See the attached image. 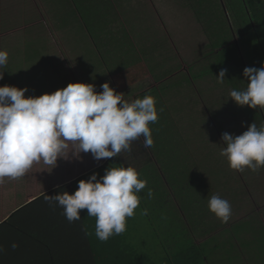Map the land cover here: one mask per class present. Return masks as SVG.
I'll return each instance as SVG.
<instances>
[{
    "label": "rangeland",
    "instance_id": "obj_1",
    "mask_svg": "<svg viewBox=\"0 0 264 264\" xmlns=\"http://www.w3.org/2000/svg\"><path fill=\"white\" fill-rule=\"evenodd\" d=\"M128 1L131 2V5L138 6L141 11L145 10L140 19H150L154 21L151 26L156 25L158 29L164 30L165 34L170 38L169 40L167 37V45L170 46L171 44L177 50L181 49L183 52L181 53L182 58H190L191 56L194 58L193 53L196 49L199 56L204 52V46L209 43L204 29L183 0H127L126 2ZM39 2V0H0V50H7L9 53L8 63L4 68V79L0 80V86L27 87L29 91L25 93L26 97L52 93L66 87L69 83L79 82L75 76L83 69L82 61L87 58V54L92 52L94 56H98V53L93 51L94 48H92L89 38L86 37L85 29L81 28L82 24L74 23L70 28L66 27L63 30H56L55 28L57 22L61 24V18H65L64 20L67 22H72L77 18L76 12L78 9H76L77 3L74 0H53L54 6L48 5L46 7L41 4L40 8H38ZM20 4L22 5L19 6ZM58 6L63 11L58 8L59 13L61 11L62 13L56 17L55 12ZM29 37H32V42L29 47L25 48V39L23 38ZM235 40L232 39L231 43H234ZM46 41H48L46 48H42L41 43ZM22 48H25V50H21ZM39 48L43 50L40 51V56L35 54V51ZM199 56L197 57L199 58ZM63 58L64 62L71 60L65 66V69L70 72V76L64 77L61 82H47L49 68L53 72H59L58 69L61 67L59 63ZM100 58V62L103 64L102 60L105 57L101 55ZM33 59H38V61ZM193 61L194 59L191 62ZM91 64H93L92 61H90ZM188 66L186 65V67ZM16 68H21V70L19 69L20 72L18 71V75L14 73ZM94 68V78L91 75L88 76L90 82H101V80H104L111 84V82L118 81V77L116 79L113 78L108 71V79L106 80L104 67L102 66L103 69L101 70L99 61L95 63ZM2 69L0 68V71ZM211 71H214V74L217 73V70L211 69ZM213 77L209 76L208 78L211 79ZM187 78V76H183V81H186ZM208 78L207 75L204 76L202 82H208ZM44 79L46 82H44ZM192 80L193 87L199 91V94H192L190 89L187 93L185 92L182 96L185 112L179 115L176 111H173L171 117L172 121L185 118L183 121L186 122L190 118L189 121L193 130L190 131L185 126L181 127L184 132L183 137L185 136L183 144L185 148H181L182 139L176 136L177 128L172 124L169 125L170 121L164 127L161 119H158L157 122L152 123V126H150L151 130H153V126L156 127V132L152 134L153 147L150 149L144 148L142 144L143 138L141 137L140 140L135 142L139 143V145H135L133 155L128 157L127 160L123 156L126 166L128 164L134 166L133 163L135 161L140 162L141 156L148 158V160L151 159L150 162L138 170L139 178L146 180L147 185L139 193L140 205L135 210V215L128 218V224L132 229V233L136 236V243L140 246V251L146 252L150 256L151 261L157 264H161L165 256L161 241L167 245L169 250L172 247L176 251V246L174 245L177 239L176 235L180 234L176 224L185 225L187 230L181 231V234H185V237H187L188 233L192 237L195 236L198 243L203 242V239L200 240V235H197L196 229L216 227L220 220L217 221L215 214L209 215L207 206L202 205V207H198L200 210L193 211L192 202L187 203L185 201L190 195L184 185L193 177L191 172H195L201 176L194 179L195 185H201L203 182L202 177H205V189L209 190L210 188L211 195L218 194L228 200L232 209L229 222L225 224L220 221L217 227L219 229L215 231L212 229L213 232L207 234L209 236L218 235L219 241L215 238L214 240L208 239L203 243V248L207 251L206 264H213L211 260L215 259L214 255H219L220 263L218 264H225L227 256L229 258L231 256L229 253L233 249V244L236 245L235 251L239 257L238 260L233 261V264H260L256 257L255 262L251 261L249 252L240 246L244 235L239 237V239L235 237L232 243L229 244L226 241L229 234H223L225 233L224 230L229 233L231 231L230 227L234 223L239 221L243 223V220L249 222L250 225H247L249 228L264 229V169L257 172H252L250 169H246L244 172L231 169L225 159H222L223 161L219 160V153L224 145L220 144V141L222 143L221 137L215 136V130L222 123L221 121H223L220 124L221 131L219 132L221 134L228 132L229 134L240 135L247 130V120L245 117L240 121L232 119L234 117L233 113L237 110L236 108L240 110L239 114L242 109H239V106L230 99L229 93L231 89L226 84H223L225 86L217 91L218 94L213 95L211 89L214 88V83H217L216 80L215 82H208V87H204L195 74H193ZM172 82L180 81L176 78ZM234 82L241 81L234 80ZM152 83L141 82L139 86L130 92L132 97L129 102L134 101L133 96L136 93L145 91ZM209 125H211L212 131L206 134ZM88 154L79 153L75 145L70 143L69 149L63 153V158L58 159L57 166L45 165L43 161L34 163L28 173L21 177V185L11 184L14 187L7 188V193L3 192L4 189H0L1 194L4 195V197L0 196V199L4 198L6 201V203L0 202L1 220L6 218L8 209L12 212L20 206L33 202L35 197L46 192L49 184L53 185L59 181L58 174L65 170L69 171V165L72 162L83 160ZM118 161L117 157H113L107 168L110 166H121ZM218 162H221L222 166L219 167ZM98 163L95 161V165ZM53 167L55 168L53 169ZM72 169L77 171L79 169L78 165H73ZM79 171L80 173L85 171L84 164L83 167L80 166ZM30 173H33V176H30ZM68 173L65 176L63 175V180L70 179ZM98 174L103 176L105 171ZM223 174L227 175L224 179L227 178L229 183L226 187H223V178H220L218 183L222 186L220 185L219 188L214 184L216 179H211V177H222ZM16 181L18 180L16 179ZM167 183L170 188L168 194L164 190L165 187L169 190L168 186H166ZM16 189L17 191L15 192ZM148 189L153 190L154 196L152 198L147 196ZM192 195L194 196L195 192ZM155 200L158 205L155 204ZM191 200L195 204V197H192ZM177 204L179 207L183 204V213ZM1 205L8 208L5 209L6 214L3 213ZM144 209L148 210L147 215H141ZM250 221L255 222L256 225L250 223ZM203 234L205 235L206 233ZM251 236L252 240L249 243H251L252 247L255 249L259 245L261 247L259 235L254 234L253 229L247 233L248 239ZM215 248L216 252L214 251ZM261 255L263 257V253ZM262 262H264V257Z\"/></svg>",
    "mask_w": 264,
    "mask_h": 264
},
{
    "label": "trees",
    "instance_id": "obj_2",
    "mask_svg": "<svg viewBox=\"0 0 264 264\" xmlns=\"http://www.w3.org/2000/svg\"><path fill=\"white\" fill-rule=\"evenodd\" d=\"M39 1L38 8H40L41 4L46 7L48 5L54 6L52 3L53 0ZM74 1L77 3V18L72 22H67L64 20L65 18H61V24L57 22L55 28L56 30H63L66 27L70 28L74 23L82 24L81 28L83 27L85 29L86 37L89 38L88 40L92 43L91 46L93 47L94 45L98 53L99 59L97 56H94L95 62L99 61L101 70L103 69L102 66L104 67V77L106 80L108 79V71L113 78L116 79L118 77V81L115 83L121 89L124 84L127 88L140 83L137 81L149 78V74L157 80L166 79L169 75H174L173 79H179L180 82H172L173 79L171 78L169 82H162L159 86H150L145 91H141L137 98L142 99L145 95H152L156 99L158 119H161L164 127L170 121L169 125L172 124L177 128L178 132L176 136L182 139L181 148H185L183 145L185 136L183 137L181 127L185 126L190 131L193 130V127H190V118L186 122L183 121L185 118L172 121L171 117L173 111H176L179 115L185 112L184 99L182 98L185 92L187 93L190 89L192 94H199V91L193 87V74L196 75L199 82H202L203 77L206 75L207 78L214 76L211 79L208 78V82H215V80L217 81L216 76L219 75V72L222 69H227L226 79L223 84H226L231 90H242L247 87V80L243 76L244 70L241 72L243 82H238L241 85L240 89L237 82H234V76L236 74L237 61V64L241 67L244 63H248V67L255 66L254 62H250L248 57L250 55L248 51L250 45L245 40L241 42L242 52L244 51L243 59L246 58V60L244 61L242 58L237 60V47L231 43L233 31L230 23H228L229 16L224 13L221 0H183L187 8L194 13V16L202 25L209 42L208 45L204 46V52L200 56L196 49L193 53L194 58L192 56L190 58H182L181 53L183 52L181 49L177 50L171 44L168 46L169 37L165 34L164 30L161 28L158 29L156 25L151 26L154 21L150 19H140L145 10L141 11L138 6L131 5L130 1ZM224 2H226L227 10L231 17L235 14V26L240 29L243 28V31L250 32L255 25L257 30L264 32V0H224ZM58 8L62 9L59 6L56 7V17L61 15L63 11L62 9L61 13H59ZM36 12L35 14L37 15ZM31 42L32 37L25 38L24 47H29ZM47 43L48 41L41 43L42 48H46ZM256 47V52L259 54L260 48L257 45ZM101 55L105 57L102 60L103 64L100 62ZM191 59H194L195 62H190L189 65L186 61ZM168 64L173 65L175 68ZM186 65H189V68H187L190 74L182 71ZM261 66H264V62L261 63ZM19 69L21 70V68L14 69V73L18 75L20 72ZM211 69L217 70V73L214 74V71H211ZM2 71H4V68ZM185 75L188 78L186 81H183V76L186 77ZM76 78L81 82L77 74ZM103 81L101 80V82ZM208 82H202V85L208 87ZM223 84L214 83V88L211 89L212 94H218L217 91L225 86ZM199 89L201 92L200 86ZM96 90L99 92V88H96ZM161 107L163 108L162 112L159 111ZM241 109L244 112L241 115L233 113L234 117L232 119L240 121L245 117L248 126L253 122L258 127L263 124L264 118L259 107L252 109L244 106ZM221 122L223 123V121ZM220 124L218 125V131H221ZM155 129L156 127L153 126L152 134L156 132ZM207 129L208 132L206 134H209L212 131L211 125ZM217 130H215V136H218V138L221 137L222 139L223 134L220 135V132L217 133ZM222 143L220 141L221 145ZM222 159L227 161L226 157L220 155L219 160ZM106 165L81 176L71 186L66 185L53 190L41 198H37L33 202L24 205L15 211L6 221L1 223L0 246H3L5 251L0 253V264H157L151 261L150 256L146 252L140 251V246L136 243V236L132 233L128 220L127 230L123 234L113 236L107 242H101L95 236V218L88 217L87 210H81V220L69 223L63 215V209L59 206L50 205L49 201L46 200L47 195L54 196L64 191L70 194L74 193L78 188V182L80 180L90 178L92 174L104 169ZM218 166H222V163L218 162ZM261 169L263 170L264 167ZM199 177L201 176L195 173L188 183H186V191L190 196L185 201L187 203L192 202L193 211L199 205L200 207L203 205L208 208V200L212 196L210 194V188L206 190L204 187L205 177H202L203 185H195L194 179ZM224 177H227V175L223 174L222 177L212 176L211 179H216L214 184L219 187L221 184L218 182L220 178H223V187H226L229 182ZM193 192H195L194 196L192 195ZM192 197L196 199L195 204L191 200ZM154 202L158 205L156 200ZM183 204L180 205L182 213ZM184 207L186 208V205ZM208 213L209 215H213L209 209ZM215 218L217 221L219 220L216 216ZM219 222L213 228L204 227L200 229L201 231L196 229L197 235L202 237L204 236V232L206 233L208 231L206 234L212 233V229L215 231L219 226ZM242 222L234 223L230 227L231 232L229 233L225 230L223 234H229L226 241L230 244L235 237L239 239V237L244 235V239L240 242L242 249L249 252L251 261L255 262L256 257L258 263L264 264L262 262V258L264 257V229L249 228L247 226L250 225L248 221L243 220ZM250 223L256 225L255 222L250 221ZM176 226L180 232L179 235H176L177 239L174 244L176 251L172 247L169 250L167 245L161 241L165 253L161 264H206L207 251L203 248L204 242L198 243L195 236L192 237L188 233L187 237H185V234H181L182 230H187L185 229V225L176 224ZM85 228L91 235H86ZM251 229H253L254 234L259 235V241L262 245L261 247L259 245L256 249L249 243L252 240V236L250 239L247 238V233L251 232ZM253 236L256 238L255 235ZM215 238L219 241L218 236H209L206 240H214ZM13 242L19 245L16 249H12L11 247ZM232 248V251L229 253L231 256L230 258L227 256L225 264H233V261L239 259L235 251L236 245L233 244ZM214 251H217L216 248ZM261 253H263V257ZM214 258V260H211L213 264L220 263L219 255H214Z\"/></svg>",
    "mask_w": 264,
    "mask_h": 264
},
{
    "label": "clouds",
    "instance_id": "obj_3",
    "mask_svg": "<svg viewBox=\"0 0 264 264\" xmlns=\"http://www.w3.org/2000/svg\"><path fill=\"white\" fill-rule=\"evenodd\" d=\"M8 59V51L0 50V68L6 67ZM226 73L222 69L216 76L218 84L224 83ZM243 76L247 87L230 90V99L240 107L264 109V66L245 67ZM3 79L4 71H0ZM100 87L98 92L94 84L75 82L52 93L26 97L27 87L0 86V183L24 177L34 163L57 166L70 143L79 153H91L97 162L121 155L127 160L141 137L143 147L152 148L150 124L159 118L156 99L145 95L129 102L110 82ZM222 142L225 147L219 154L227 158L231 169L257 172L264 167V124L258 127L253 122L240 135L225 132ZM139 175L130 164L110 166L102 177L94 173L80 180L74 193L47 195L46 200L62 208L69 223L81 220V210H87V216L95 218V236L107 242L127 230L128 218L140 205L139 193L147 181ZM147 196H154L152 189ZM208 209L225 224L232 215L230 202L218 194L210 197ZM147 214V209L142 210L141 215ZM85 232L91 235L86 228ZM18 246L11 245L12 249ZM4 251L0 246V253Z\"/></svg>",
    "mask_w": 264,
    "mask_h": 264
},
{
    "label": "crops",
    "instance_id": "obj_4",
    "mask_svg": "<svg viewBox=\"0 0 264 264\" xmlns=\"http://www.w3.org/2000/svg\"><path fill=\"white\" fill-rule=\"evenodd\" d=\"M38 11H39V9H38ZM23 39H25V38H23ZM92 48H94V50L93 51H95L96 52V49H95V47H94V45H93V47ZM24 48H22L21 50H23ZM40 51H43V50H40V48L39 49H37L36 51H35V54L36 55H39L40 56ZM74 51H76V50H74ZM30 52V51H29ZM97 53V52H96ZM96 56V55H95ZM97 57H99V56H97ZM33 60H36V61H38V59H33ZM32 60V61H33ZM192 60V59H191ZM191 60H187L186 62H188V64L191 62ZM69 61H71V60H68V62H67V60H66V62H64V58L62 59V61L59 63V65L61 66L58 70H59V72H53V71H51L50 70V68H49V72H47V82H61L62 81V79L64 78V77H69L70 76V72H68V69L66 70L65 69V66H66V63L68 64L69 63ZM90 61H92L93 62V64H91L90 65ZM185 62V63H186ZM64 63H65V65H64ZM82 63H83V65H84V67H83V69L82 70H80V73H77V75H79L78 76V78L83 82V83H89V84H94L95 86H96V88H99V91L101 90L102 91V88L100 87L102 84H104L105 82H90L89 80H88V76L89 75H91L92 77H94V72H95V68L93 67V65H95V57H94V54H92V52H89L88 54H87V58L85 59V60H83L82 61ZM175 64V63H174ZM54 65V64H53ZM52 65V66H53ZM169 66H172L173 68H175L173 65H170V64H168ZM188 66V65H187ZM64 67V68H63ZM188 68H189V66H188ZM188 68L187 67H185L184 68V70H182V71H184V73H186V74H190L189 73V70H188ZM35 69V68H34ZM55 69V68H54ZM149 78H146V79H142L141 81H137V82H140V83H137V84H135V85H133V86H131V87H125V84H124V86H123V88H121V89H119L118 87H117V84L115 83V81L114 82H111V84H110V86L111 87H113V88H115V90L118 92V93H123V96H124V98L126 99V100H130V98L132 97V96H130L132 93H130L134 88H136L137 86H139L140 84H141V82H153L152 83V85L151 86H153V87H156V86H159L162 82H169L170 80H171V78H173L174 77V75H169V77H167L166 79H163V80H157V79H155V77L154 76H151L150 74H149ZM75 78H76V76H75ZM44 82H46L45 81V79H44ZM120 86H122V84H120ZM130 93V94H129ZM140 95V93H136L135 94V96H133V98H134V100L135 99H137V97ZM190 127H192V126H190ZM218 129V128H217ZM184 133V132H183ZM217 133H219V131L217 132ZM220 135H221V132L219 133ZM137 143H135V145H136ZM135 145H134V148H135ZM137 145H139V143L137 144ZM82 157H84V155H82ZM134 157H135V155H134ZM193 157V156H192ZM118 159H119V163L121 164V165H125L126 163H125V161L123 160V155H121V156H118L117 157ZM141 160H140V162H138V161H135L133 164H134V166H136L137 168V170H140V168H142L146 163H148V162H150L151 161V159H149L148 160V158H144V156H141ZM153 158V157H152ZM111 160H112V158H105V159H103V160H101V161H99V163L97 164V165H95V161L96 160H94L93 159V157H92V155H91V153H89L88 154V156H86V157H84V159L83 160H78V161H75V163H71L70 165H69V171H63V172H61L60 174H58L59 176V181L58 182H56L55 184H53V185H50L49 184V187H47L46 188V192H44V193H42L40 196H37V197H35L34 199L36 200L37 198H41L42 197V195L44 196V194L46 195L47 193H49V192H51V191H53V190H56V189H58V188H61V187H63V186H66V185H68V186H71L76 180H78L79 178H81V176H84V175H86V174H89L90 172H93V171H95V170H98V169H100V168H102L104 165H106V167H104V169H102V170H100V171H98V172H96V173H102L103 171H105V169L107 168V166L110 164V162H111ZM83 164L85 165V171H83V172H81L80 173V166H82L83 167ZM73 165H78V170L77 171H73V169H72V167H73ZM126 166V165H125ZM67 172H69L68 173V177L70 178V179H65V180H63V175L65 176L66 175V173ZM74 172H79V173H74ZM192 173V175L193 174H195V172H191ZM30 176H33V173H30ZM102 177V176H101ZM7 180V181H6ZM18 181H16V180H11V179H9V178H5L4 179V182L3 183H1V188L0 189H4V193H7L8 192V189L7 188H11V187H14L13 185H11V184H18V185H21L22 184V178H19V179H17ZM13 181V182H12ZM166 186H168V183H167V185ZM185 186V189L187 188L186 187V184L184 185ZM20 190H21V188H19ZM168 189L169 190H167V188L165 187L164 188V190H165V192H166V194H168V192H170V188H169V186H168ZM17 191V189L15 190V192ZM14 192V193H15ZM0 196H3L4 197V195H2L1 194V190H0ZM6 197V196H5ZM0 202H3V203H6V201H5V199L4 198H1L0 199ZM26 205V204H25ZM24 206V205H23ZM23 206H20L19 208H16L14 211H12L11 212V210L9 211V209H8V211H7V214H6V212H5V207H3V205H1V207H2V211H3V213H5L6 214V218H2V220H1V218H0V224L1 223H3L4 221H6L13 213H15V211H17L18 209H20V208H22ZM177 206L179 207V205L177 204ZM199 207H200V205H199ZM180 208V207H179ZM198 210H200L198 207H195V211H198ZM200 212H202V211H200ZM206 213V212H205ZM217 229H219V228H217ZM231 229V228H230ZM205 230H208V229H205ZM224 232H225V230H224ZM231 232V231H230ZM205 233V232H204ZM206 233H208V231L206 232ZM220 233V232H219ZM211 237L212 236H215V237H217L218 235H210ZM209 237V235L207 236V234H205L204 236H202L201 238H200V240H202L203 239V242H205L206 241V239Z\"/></svg>",
    "mask_w": 264,
    "mask_h": 264
},
{
    "label": "flooded vegetation",
    "instance_id": "obj_5",
    "mask_svg": "<svg viewBox=\"0 0 264 264\" xmlns=\"http://www.w3.org/2000/svg\"><path fill=\"white\" fill-rule=\"evenodd\" d=\"M221 3H222V7H223V10H224V13L228 14L229 16V19H228V23H230V26H231V29H232V35H233V40L235 44V46L237 47V50H238V54H237V60L241 59L242 60H246L243 59L244 57V54L242 52V49H241V42L243 40H245L249 45H250V48H249V54L248 57L250 59V62H254L255 66L254 67H260L261 66V63L264 62V32H261L260 30H257L256 26L254 25L251 29L250 32H246V31H243V28L240 29L239 27L235 26V14H233L231 17V15L229 14L228 10H227V5H226V2H224V0H221ZM226 5V6H225ZM256 45L260 48L259 50V54L256 52ZM238 62V61H237ZM236 62V74H235V80L237 81H241L243 82L242 78H241V75H242V71L245 69V67H248V63H244L242 64V67L239 66V64H237ZM239 72V73H238ZM238 84V82H237ZM238 87L240 89L241 85L238 84ZM238 106V105H237ZM237 110L235 111V113H237L238 115H241L244 111L243 109L241 110V113L239 114L240 110H238V108H236ZM239 109H241V107L239 106ZM261 112H262V116L264 118V110L263 109H260ZM263 124H264V119H263Z\"/></svg>",
    "mask_w": 264,
    "mask_h": 264
}]
</instances>
